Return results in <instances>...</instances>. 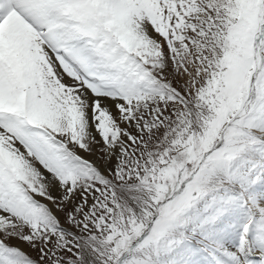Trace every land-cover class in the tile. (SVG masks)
Wrapping results in <instances>:
<instances>
[{
  "label": "snow or ice",
  "instance_id": "snow-or-ice-1",
  "mask_svg": "<svg viewBox=\"0 0 264 264\" xmlns=\"http://www.w3.org/2000/svg\"><path fill=\"white\" fill-rule=\"evenodd\" d=\"M0 264H264V0H0Z\"/></svg>",
  "mask_w": 264,
  "mask_h": 264
},
{
  "label": "rangeland",
  "instance_id": "rangeland-1",
  "mask_svg": "<svg viewBox=\"0 0 264 264\" xmlns=\"http://www.w3.org/2000/svg\"><path fill=\"white\" fill-rule=\"evenodd\" d=\"M13 243H17V242L14 241ZM22 249L25 250L26 252H29L32 256L36 255L35 251H33L31 248H29V246L27 244H24V248H22Z\"/></svg>",
  "mask_w": 264,
  "mask_h": 264
},
{
  "label": "bare ground",
  "instance_id": "bare-ground-1",
  "mask_svg": "<svg viewBox=\"0 0 264 264\" xmlns=\"http://www.w3.org/2000/svg\"><path fill=\"white\" fill-rule=\"evenodd\" d=\"M13 242H14V241H13ZM20 246H21L22 248H24V244H21Z\"/></svg>",
  "mask_w": 264,
  "mask_h": 264
}]
</instances>
